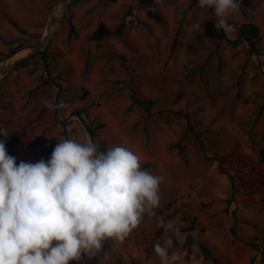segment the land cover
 Listing matches in <instances>:
<instances>
[{
    "label": "rangeland",
    "instance_id": "1",
    "mask_svg": "<svg viewBox=\"0 0 264 264\" xmlns=\"http://www.w3.org/2000/svg\"><path fill=\"white\" fill-rule=\"evenodd\" d=\"M62 1L0 0V64L41 40ZM240 6L225 33L197 0H75L46 57L0 74V127L17 164L47 162L65 138L88 141L87 125L102 147L128 148L162 178L153 214L83 264H161L153 246L166 241L175 264H264V0ZM246 13L259 56L228 41ZM101 25L109 33L93 39Z\"/></svg>",
    "mask_w": 264,
    "mask_h": 264
},
{
    "label": "clouds",
    "instance_id": "2",
    "mask_svg": "<svg viewBox=\"0 0 264 264\" xmlns=\"http://www.w3.org/2000/svg\"><path fill=\"white\" fill-rule=\"evenodd\" d=\"M197 6L213 10L217 30H234L228 19L239 13L240 0H197ZM8 133L0 127V264H83L106 241L123 243L159 206L162 178L128 148L101 150L91 139L65 138L47 162L17 164L6 150ZM170 246H153L161 264L179 260L168 255Z\"/></svg>",
    "mask_w": 264,
    "mask_h": 264
},
{
    "label": "trees",
    "instance_id": "3",
    "mask_svg": "<svg viewBox=\"0 0 264 264\" xmlns=\"http://www.w3.org/2000/svg\"><path fill=\"white\" fill-rule=\"evenodd\" d=\"M246 17H247V22L243 23L239 27L237 37L235 39H228V41H229L230 44L236 45V44H239L242 40H245L250 46V51L252 53H254L256 56H259L258 47H257V41L259 39L260 29H259V26L252 21L253 17H252L251 14L246 13ZM108 33H109V30L104 25H101L98 28V30H96L94 32L92 38L93 39H97V40H101ZM39 55H42L43 57H46V52L45 51H41L40 53L36 54L33 58H35V57H37ZM33 58L29 59L28 61L32 60ZM28 61H26V62H28ZM26 62H24V63H26ZM84 93H86V91ZM133 101L135 103H137V104H140V105H144V106L146 105V108L150 109L151 102H149V101L148 102H143L140 99H138L135 95H133ZM86 129H87V131H88V133H89V135H90V137L92 139V142L99 144V142L97 140L96 128H91V127L86 125ZM196 137L199 140V136L196 135ZM178 147H179V152L182 153V146L180 144H178ZM100 149L104 150L105 148L100 145ZM192 228H197V226L195 224H193ZM188 243L191 246L200 249L204 253H207V254L211 255L213 260L217 263V260L213 256L211 249L209 247H207L205 244H203L201 241H199L198 239L192 238V239L189 240Z\"/></svg>",
    "mask_w": 264,
    "mask_h": 264
},
{
    "label": "water",
    "instance_id": "4",
    "mask_svg": "<svg viewBox=\"0 0 264 264\" xmlns=\"http://www.w3.org/2000/svg\"><path fill=\"white\" fill-rule=\"evenodd\" d=\"M74 1L75 0H63L61 2V3H63V6L66 8L65 13L68 11V9L70 8V6L72 5V3ZM65 13H64V15H65ZM53 24H54V18L49 20L47 23L46 28L48 29V31L51 30V27L53 26ZM51 38H52V33H49L46 35L44 34V36L41 38V40H39L37 43H35L33 46H31L25 55L19 57L18 59L14 60L10 63L0 64V74H5L7 72V70L14 68L15 66L29 60L32 57H34L36 54L40 53L41 51H44L47 48L48 44L50 43Z\"/></svg>",
    "mask_w": 264,
    "mask_h": 264
},
{
    "label": "bare ground",
    "instance_id": "5",
    "mask_svg": "<svg viewBox=\"0 0 264 264\" xmlns=\"http://www.w3.org/2000/svg\"><path fill=\"white\" fill-rule=\"evenodd\" d=\"M65 11H66V8L63 6V3H59L58 5H56L53 8V11H52V14H51V19L54 18V24L51 27V30L50 31H48V29L46 28L45 35L46 34H49V33H52L55 24L58 23L62 19Z\"/></svg>",
    "mask_w": 264,
    "mask_h": 264
}]
</instances>
